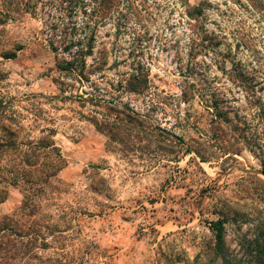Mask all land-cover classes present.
<instances>
[{"label":"rangeland","instance_id":"rangeland-1","mask_svg":"<svg viewBox=\"0 0 264 264\" xmlns=\"http://www.w3.org/2000/svg\"><path fill=\"white\" fill-rule=\"evenodd\" d=\"M262 166L264 0H0V264H262Z\"/></svg>","mask_w":264,"mask_h":264},{"label":"trees","instance_id":"trees-1","mask_svg":"<svg viewBox=\"0 0 264 264\" xmlns=\"http://www.w3.org/2000/svg\"><path fill=\"white\" fill-rule=\"evenodd\" d=\"M195 11V13L197 15H200L201 14V11L197 8L193 9ZM68 48V47H67ZM90 52V50L88 49L87 51H85L84 53H82L83 56L85 55H88ZM10 57L14 58L15 55L14 54H10ZM69 63H66V65H63L65 69H71L70 66H68ZM69 67V68H67ZM131 91H136L138 90L137 86L136 85H131V88H130ZM261 172L264 174V166L261 167ZM0 202H2V200L0 199ZM210 228L211 230L213 231L214 233V236H215V242H216V246L218 249H221L222 248V245H223V237H222V232H223V222L221 220H217V221H214L210 224ZM264 264V262L262 263Z\"/></svg>","mask_w":264,"mask_h":264}]
</instances>
